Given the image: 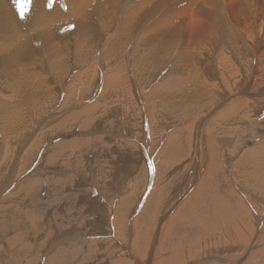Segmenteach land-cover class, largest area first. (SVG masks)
<instances>
[{"label":"rangeland","instance_id":"374dc122","mask_svg":"<svg viewBox=\"0 0 264 264\" xmlns=\"http://www.w3.org/2000/svg\"><path fill=\"white\" fill-rule=\"evenodd\" d=\"M77 1L30 0L23 9L24 0H0V264L145 263L152 252V257L165 253L159 245L168 221L196 193L193 205L202 200L201 208L186 207L170 223L162 246L184 238L188 248L196 236L192 245L199 239L201 244L186 249L182 259L213 246L211 255L223 257L243 247L237 260L258 264L256 254L264 250V180L251 159L242 157L257 147L255 135L264 139L261 52L263 73L254 72L260 44L264 51L259 31L250 35L241 28L246 31L241 37L230 32L231 25H214L204 29L210 32L198 49L184 51L195 41L190 0L169 2V11L155 19L143 15L151 0ZM136 1L140 10L133 9ZM254 7L264 9V0L249 9ZM178 22L183 49L176 44L172 52L149 55L144 37L159 44L161 30ZM229 49L240 70L231 66L227 75L219 57ZM189 56L200 73L182 65ZM113 74L118 86L106 89ZM176 98L179 103L172 101ZM241 98L254 104L245 108L252 117L236 127L231 123L240 117L235 102ZM213 157L218 169L211 168L217 170L211 181L206 173ZM211 196L224 205L216 215Z\"/></svg>","mask_w":264,"mask_h":264},{"label":"bare ground","instance_id":"6f19581e","mask_svg":"<svg viewBox=\"0 0 264 264\" xmlns=\"http://www.w3.org/2000/svg\"><path fill=\"white\" fill-rule=\"evenodd\" d=\"M40 1V0H39ZM79 1V0H78ZM77 1V2H78ZM132 1V0H131ZM171 1H179V4H180V2L181 1H183V0H151V4L148 6V4H147V7H146V9H145V11L143 12V15H144V13L146 14L145 16H146V18H156V17H158L157 15H159V14H162L163 12L164 13H166L167 11H169V8L172 6V5H170L169 4V2L171 3ZM251 2H249V0H190L189 1V4H190V14H189V20L191 21V25H192V27L193 26H195V28L193 29L194 31L192 32V34L194 35V39H195V41L194 42H187L186 44H185V46H184V49H183V46L181 45V43L180 42H182V40H181V38L180 37H182V30H180L181 28H182V26H181V23L180 22H178V24L180 25L179 27H178V25H174V27L171 29V30H175V31H171V30H168L167 31V29H168V27H167V29H165V28H163V30H161V32H162V34L161 35H163V39L161 40V42H159V44H156V42H154V40H150V41H147V38L148 37H144V39L146 40V42H149L150 44H147L146 43V45L147 46H149L150 45V49H151V51H149V55H152V57H157L158 55V53H160V52H163V51H173V48L175 49V47H178L176 44H178L179 46H181L182 47V49L184 50V51H187V50H193V49H198L199 47H200V45H201V41L203 40V36H205V35H207V34H209V32L210 31H206L205 32V28H208L209 30H211L212 29V26H214V25H225V27L227 26L228 27V25L230 26V28H231V30H230V32H232V33H235V34H237V35H239V36H241V37H243V34L246 32V31H248L247 32V34H249L250 33V35H251V33L253 34L254 33V30H258L259 32H260V34L259 35H257L258 33H257V31H256V33H255V35H256V37H257V39H258V41H260L261 43L263 42V40H264V9L262 8V9H259V10H257L255 7L253 8V10L252 9H249V6H250V4L251 3H254L256 0H250ZM81 2V1H80ZM122 2V0H117V2H116V5L117 4H120ZM146 3H147V0L145 1ZM188 2V1H187ZM79 3V2H78ZM141 2H137L136 1V3H135V6L134 5H132V6H134V10H140L139 9V7L141 6V4H140ZM143 3V2H142ZM145 3V4H146ZM172 3H174V2H172ZM88 4V3H87ZM91 4V3H90ZM182 4H184V3H182ZM170 5V6H169ZM175 5V4H174ZM79 6V5H78ZM89 6V5H88ZM107 6V5H106ZM105 6V7H106ZM114 6V5H113ZM143 6V5H142ZM186 6H187V4H186ZM186 6L184 7V8H186ZM85 7V5L83 6V8ZM94 7V6H93ZM104 7V8H105ZM110 7H112V6H110ZM175 7V6H174ZM180 7V6H179ZM188 7V8H189ZM76 8V7H75ZM79 8V7H78ZM183 8V7H182ZM86 9H88V8H86ZM132 8H131V10H133ZM180 9H181V7H180ZM76 10V9H75ZM81 10V9H80ZM79 10V11H80ZM128 10V9H127ZM171 10V9H170ZM184 10V9H183ZM188 10V9H187ZM187 10H186V13H187ZM175 11H176V9H175ZM174 11V12H175ZM84 12V11H83ZM127 12V11H126ZM133 12H136V11H133ZM188 12H189V10H188ZM71 13H72V11H71ZM80 13V12H79ZM140 13H141V11H140ZM163 13V14H164ZM185 13V14H186ZM78 14V13H77ZM76 14V15H77ZM109 14V13H108ZM136 14V13H135ZM162 14V15H163ZM175 14H177V13H175ZM73 15V14H72ZM71 15V16H72ZM79 15V14H78ZM134 15V14H133ZM170 15H171V13H170ZM2 16V15H1ZM0 16V17H1ZM75 16V15H74ZM74 16H72V17H74ZM175 16V15H174ZM112 18H113V16H111ZM127 17V16H126ZM144 17V16H143ZM160 17V16H159ZM163 17H165V18H169L168 17V15L167 16H162V19H160V21L161 20H163L164 18ZM178 17V16H177ZM179 17H181V16H179ZM188 17V16H187ZM69 18H71V17H69ZM173 18L174 17H170V20L172 19L173 20ZM1 19V18H0ZM136 19V18H135ZM153 19V20H154ZM175 19H176V16H175ZM146 20V19H145ZM1 21V20H0ZM3 21V20H2ZM1 21V22H2ZM124 22V21H123ZM140 22V21H139ZM153 22V21H152ZM158 22V21H157ZM167 22V21H166ZM170 22H172L173 23V21H169V23ZM186 22V21H185ZM124 23H126V22H124ZM158 23H160V22H158ZM157 23V24H158ZM161 23H162V21H161ZM177 23V22H176ZM122 25V24H121ZM125 25V24H124ZM139 25V24H138ZM153 25V24H152ZM159 25V24H158ZM164 25V24H163ZM136 26V25H135ZM155 26V25H154ZM160 26H162V25H160ZM126 27V26H125ZM131 27V26H130ZM139 27H141V24L139 25ZM138 27V28H139ZM159 27V26H158ZM226 27V28H227ZM152 28V27H151ZM241 28L243 29L244 28V30H246L244 33H242V30H241ZM131 29V28H130ZM157 28H152L151 30L152 31H157L156 30ZM208 29H206V30H208ZM138 30V29H137ZM137 30H136V32H137ZM149 30V29H148ZM146 31V30H145ZM133 32H135V31H133ZM149 32V31H148ZM205 32V33H204ZM263 32V34H261ZM122 33H124V32H122ZM130 33V32H129ZM132 33V32H131ZM147 33V32H146ZM150 33H151V31H150ZM158 33H160V31L158 32ZM153 34V33H152ZM144 35H145V32H144ZM154 35V34H153ZM191 35V34H190ZM193 35H191V36H193ZM250 35L248 36V38L250 37ZM156 36V35H155ZM154 36V37H155ZM246 36V35H245ZM4 37V36H3ZM133 37V36H132ZM153 37V36H152ZM159 37V36H158ZM156 38V37H155ZM154 38V39H155ZM160 38V37H159ZM162 38V37H161ZM47 39V38H46ZM49 39H51L52 40V38H49ZM149 39V38H148ZM153 39V38H152ZM4 40V39H3ZM12 40V39H11ZM114 40H116V39H114ZM126 40H128V38L126 39ZM129 40H130V38H129ZM159 40V39H158ZM7 42H8V40H6ZM46 41H48V39L46 40ZM123 42H125L124 40H122ZM132 41V40H131ZM162 41H164V42H162ZM133 42V41H132ZM13 43V42H12ZM48 43V42H47ZM57 43V42H56ZM56 43H54V44H56ZM126 43V42H125ZM158 43V42H157ZM112 44V43H111ZM2 45V44H1ZM52 45V44H51ZM57 45V44H56ZM144 45V44H143ZM3 46V45H2ZM116 46H117V44H116ZM116 46L114 45V47L116 48ZM118 46H119V44H118ZM261 44H260V47H259V49H261ZM57 47V46H56ZM125 47V46H124ZM135 47V46H134ZM2 48H4V47H2ZM128 48V47H127ZM135 49V48H134ZM258 49V52H257V54H258V56H257V60H256V65H255V67H254V72H255V74L257 75V74H262L263 72H261V68H262V55L264 54V51H262V49L261 50H259ZM125 50H126V48H125ZM230 50V49H229ZM124 51V50H123ZM196 51V50H195ZM176 52H178V51H176ZM263 53V54H261V53ZM132 53V52H131ZM134 53V52H133ZM165 53V52H164ZM190 53H192L191 51H190ZM234 50L233 51H231L230 50V52L228 51V55L226 54V52H225V50H224V52H223V54L218 58L219 59V63H220V68H222L223 69V71H227L226 72V74L227 75H230V72H231V70H230V67L231 66H234V67H232L233 69L235 68V70L236 71H239L240 70V67L238 66V64H237V61H236V56L234 55ZM261 55H260V54ZM54 54V53H53ZM57 54V53H56ZM155 54V56H153ZM170 54V53H169ZM175 54H177V53H175ZM181 54V53H180ZM183 54V53H182ZM185 54H186V52H185ZM184 54V55H185ZM229 54L234 58L233 60H231L230 61V57H228L229 56ZM181 56V55H180ZM60 58V57H59ZM53 59V58H52ZM179 59H181V57L179 58ZM184 60L182 61V65H185L187 68L189 67V66H191V71H193V73H200L202 70H201V68L197 65V64H199L200 65V63L198 62V61H196L195 62V64L197 65V66H195L194 64H193V60L191 59V57L189 56V57H184L183 58ZM11 60V59H10ZM13 60V59H12ZM155 60H156V58H155ZM182 60V59H181ZM8 62V61H7ZM6 63V62H5ZM9 63V62H8ZM5 65H7V63L5 64ZM12 65V64H11ZM56 65H58V64H56ZM218 65V64H217ZM8 67H9V65H8ZM217 67H219V66H217ZM10 69L9 70H11L12 69V66L11 67H9ZM231 68V69H232ZM6 69V68H5ZM185 69V68H184ZM183 69V70H184ZM13 70V69H12ZM23 70V69H22ZM119 70H120V68H119ZM180 70V69H179ZM190 70V69H189ZM219 70V69H218ZM19 71V70H18ZM21 71V70H20ZM123 71V70H122ZM173 71H174V69H173ZM178 71V70H177ZM176 71V72H177ZM4 72H6V71H4ZM7 72H9L8 70H7ZM6 72V73H7ZM12 72V71H11ZM15 71H13V73H14ZM103 72V71H102ZM185 72V71H184ZM220 72V71H219ZM18 73V72H17ZM179 73H180V71H179ZM218 73V72H217ZM221 73V72H220ZM219 73V74H220ZM115 74H116V72H115ZM115 74H113L112 76H108V78H107V81H106V83H105V85H106V89H108V88H111L112 86H118L117 84H118V82L116 83L115 82V80L114 79H116V77L114 76ZM175 74H177V73H175ZM226 74H224V77L225 78H222V80L224 81V82H228V78H226ZM237 74V73H236ZM10 76H11V74H9ZM9 75H7V76H9ZM119 75H121V74H119ZM170 75V74H169ZM173 75H174V73H173ZM173 75L171 76V77H173ZM180 75V74H179ZM5 76H6V74H5ZM16 76V75H15ZM177 76V75H176ZM220 76V75H219ZM232 76V75H231ZM231 76H229V78H231ZM170 77V78H171ZM175 77V76H174ZM183 77V76H182ZM182 77H180V79L182 78ZM233 77V76H232ZM260 77V76H259ZM104 78V77H103ZM106 78V77H105ZM186 78V77H185ZM234 78V77H233ZM176 79V78H175ZM174 79V80H175ZM179 79V78H178ZM180 79H179V81H180ZM182 79H184V78H182ZM18 80V79H17ZM17 80H15V82H17ZM28 80V79H27ZM112 80H114V82H112ZM185 80H187V79H185ZM184 80V81H185ZM255 80V79H254ZM257 80V79H256ZM19 81V80H18ZM104 81H105V79H104ZM169 81H171V80H169ZM173 81V80H172ZM178 81V80H177ZM179 81H178V83H179ZM252 81V80H251ZM15 82H13L14 83V85H16L15 84ZM31 82V81H30ZM8 83V82H7ZM168 83V82H167ZM170 83H172V82H170ZM182 83V82H181ZM180 83V84H181ZM186 83V82H185ZM184 83V84H185ZM209 83H211V81L209 82ZM213 83V82H212ZM119 84H121V83H119ZM173 84V83H172ZM174 84H176V83H174ZM183 84V83H182ZM23 85V84H22ZM159 85V84H158ZM9 86V85H8ZM21 86V85H20ZM162 86V85H161ZM164 86H165V84H164ZM173 86V85H172ZM176 86V85H175ZM174 86V87H175ZM181 86V85H180ZM250 86V85H249ZM17 87V86H16ZM28 87V86H27ZM40 87V86H39ZM170 87V86H169ZM208 87V86H207ZM215 87V86H214ZM251 87V86H250ZM12 88V87H11ZM10 88V89H11ZM18 88H19V85H18ZM18 88H17V90H18ZM176 88V87H175ZM252 88V87H251ZM10 89H8V90H10ZM162 89V88H161ZM171 89H173V88H171ZM171 89L170 90H164V93L165 94H167V93H169L170 91H171ZM231 89V88H230ZM229 89V90H230ZM12 90H15V88H13ZM29 90V89H28ZM16 91V90H15ZM20 91H22V88H20ZM121 91V90H120ZM123 91V90H122ZM162 91V90H161ZM209 91V90H208ZM219 91V90H218ZM231 91V90H230ZM17 92V91H16ZM174 92H175V89H174ZM205 92V91H204ZM232 92H233V90H232ZM10 93H12V92H10ZM118 93V92H117ZM162 94H163V92H161ZM20 94H22V93H20ZM251 94V93H250ZM205 97L206 98H208L207 97V93L205 92ZM218 96V95H217ZM7 97V96H6ZM162 97L163 98H166V96H163L162 95ZM21 98V97H20ZM2 99V98H1ZM4 99H6L5 97H4ZM19 99V98H18ZM170 99V98H169ZM213 99V98H212ZM211 99V100H212ZM7 100V99H6ZM204 100H206V99H204ZM218 100V99H217ZM5 101V100H4ZM172 101H177V103H179L180 102V99H178V98H176V99H173ZM203 101V100H202ZM210 101V100H209ZM3 102V101H2ZM8 102H9V99H8ZM206 102V101H205ZM14 103V102H13ZM207 103V102H206ZM206 103L204 104V105H206ZM3 104V103H2ZM9 103H7V105H8ZM203 104V103H202ZM208 104V103H207ZM235 104H236V108H237V110H236V112L238 111V113H239V115H240V117H237L236 118V116H235V119H234V117L232 118V125L233 126H239L238 124H240V126L243 124V123H246V122H249L250 120H251V117H252V115H251V117H250V115H248L247 113H248V110H246L245 111V108H250V106L251 105H254L253 103H251V102H249L248 100H244V98H241V100H238V101H236L235 102ZM245 105V107H243V105ZM213 105V104H212ZM6 106V105H5ZM12 106V105H11ZM14 106V105H13ZM16 106H17V104H16ZM92 106V105H91ZM211 106V105H210ZM7 107V106H6ZM225 107V106H224ZM17 108V107H16ZM205 108V107H204ZM233 108V107H232ZM231 108V109H232ZM235 108V107H234ZM235 108V109H236ZM257 108V107H256ZM90 109V108H89ZM221 109H223V108H221ZM15 111H16V109H14ZM226 110V109H225ZM18 111H19V109H18ZM85 111V110H84ZM219 111V110H218ZM233 111H235V110H233ZM257 111H258V109H257ZM221 112H222V110H221ZM232 112V111H231ZM245 112V113H244ZM247 112V113H246ZM4 112H2L1 114H3ZM17 113V112H16ZM237 113V114H238ZM0 114V115H1ZM9 114V113H8ZM13 114H15V113H13ZM18 114V113H17ZM236 114V113H235ZM5 115V114H4ZM7 115V114H6ZM3 116V115H2ZM1 116V117H2ZM15 116V115H14ZM76 116V115H75ZM229 116V115H228ZM232 116V115H231ZM4 117V116H3ZM11 117V116H10ZM219 117V116H218ZM223 117H226V116H224V114H223ZM3 119V118H2ZM9 119V118H8ZM77 119V118H76ZM253 119V118H252ZM5 120H6V118H5ZM225 120V119H224ZM223 120V121H224ZM228 120V119H227ZM231 120V119H230ZM226 121V120H225ZM7 122V121H6ZM6 122H2L3 123V125H4V123H6ZM227 122V121H226ZM14 123V122H13ZM223 123V122H222ZM225 123V122H224ZM229 125H231L230 123H228ZM7 125V124H6ZM224 125V124H223ZM226 126V125H225ZM5 127V126H4ZM213 127V126H212ZM217 127V126H216ZM232 127V126H231ZM232 128H234V127H232ZM8 129V128H7ZM218 129V128H217ZM226 128H224V129H220V130H225ZM229 129H231V128H229ZM7 131V130H6ZM215 131H216V129H215ZM190 132H192V131H190ZM210 132V131H209ZM215 133V132H214ZM11 134V133H10ZM93 135V134H92ZM89 136V135H88ZM88 138V137H87ZM255 138L257 139V147L254 149V150H249V152L247 153V155L249 156H247V157H245V156H243L242 158H247V159H251V162H252V164L254 165L253 166V169H254V171L258 174V175H261L262 176V179L264 180V139H263V136H256L255 135ZM21 140V139H20ZM85 140H87V139H85ZM189 140V139H188ZM35 142H36V140H35ZM215 145V144H214ZM57 147V146H56ZM214 148V147H213ZM262 148H263V150H262ZM9 149V148H8ZM213 150H215V148L213 149ZM9 153V152H8ZM214 153V152H213ZM29 154V153H28ZM214 158V157H213ZM9 160V159H8ZM181 161V160H180ZM216 162H217V158H214L213 160H210V163H209V165H208V171H207V169H206V171H207V175L209 176L210 175V179H211V181L214 179V177L217 175V170H212L211 168H217L218 169V166L216 165ZM1 165V164H0ZM260 168L261 169H263V170H260ZM2 170V169H1ZM42 170V169H41ZM50 177V176H49ZM207 177V176H206ZM254 178H256V177H254ZM203 179H204V177H203ZM209 179V177L206 179V180H208ZM9 180V179H8ZM11 180V179H10ZM55 180V179H54ZM205 180V179H204ZM203 180V181H204ZM12 181V180H11ZM10 181V182H11ZM209 181V180H208ZM215 181V180H214ZM54 182V181H53ZM201 183H202V181H201ZM201 183H200V186H199V188L200 189H203V186H201ZM28 185V184H27ZM202 185H204V182H203V184ZM208 185V184H207ZM214 185V184H213ZM212 185V186H213ZM49 188V187H48ZM200 189H198L197 191H199ZM214 190V188L213 187H211V190ZM21 190V189H20ZM19 190V191H20ZM212 193V192H211ZM153 194V193H152ZM197 194V193H196ZM196 194H195V196H194V199H190V200H188L186 203H184V204H182L174 213V215H175V217H174V219L173 218H171L170 219V221H168L169 222V226H170V223H173V222H175L176 221V218H178L182 213H185L186 212V210L187 209H189L190 207H194V209H200L201 207H200V202H202V200L199 202H197V204L194 206L193 204H194V200H195V197H196ZM218 194V193H217ZM213 195V194H212ZM17 196H18V194H17ZM152 196H154V195H152ZM190 197V196H189ZM188 197V198H189ZM214 197V196H213ZM221 195L219 194V200H221ZM211 199H212V203H213V205H214V212H213V214L212 215H216L218 212H220V211H223V210H221V207H223L224 205H220L221 204V202L220 201H218V199H216V198H212V196H211ZM225 200V203H226V205L229 207L230 205H229V203H228V200H226V198L224 199ZM124 205H125V202L123 203ZM257 205V204H256ZM126 206V205H125ZM124 206V207H125ZM149 206V205H148ZM186 207H188L187 209H186ZM226 207V206H225ZM120 208V207H119ZM145 209H147V208H145ZM224 209V208H223ZM252 209V208H251ZM121 210H122V208H121ZM224 211H226V210H224ZM154 212H156V211H154ZM188 212V211H187ZM142 214H143V212H141ZM222 213H224V212H222ZM221 213V214H222ZM152 215H154V214H152ZM122 216V215H121ZM147 217V219H149V220H152L153 218H152V216L150 215V216H146ZM149 217V218H148ZM155 218V217H154ZM143 221V220H142ZM147 221V220H146ZM137 222V221H136ZM144 222V221H143ZM148 222V221H147ZM146 222V223H147ZM152 222V221H151ZM150 222V223H151ZM172 226H173V224H171ZM169 226L167 227V229H166V231H164L163 232V236H161L160 237V240H161V244L159 245L160 246V249H159V252H162V251H164L165 250V253H163V254H160L159 253V255H157L156 253V255H155V257H152V255H153V252L151 253V255H150V259L147 261V262H141L140 264H146V263H148V262H150V261H152V259L153 258H156V261L155 262H153V264H187V262L188 261H190L188 264H246V263H244L243 262V258L240 260V261H238L237 259H239L240 257H242V255L244 254V249H243V247H240L241 249L239 250V251H236V250H234L235 251V253H234V251L233 250H228L227 252H222L223 254L224 253H229L230 255H226V254H224V257L223 256H217V255H213L214 256V260H217V262L216 261H214L213 260V256L211 255V253H213L214 252V246L213 247H210L208 250H206L204 253H201V254H196V255H194V256H191L190 257V259L189 260H184V259H182V257L184 256V251L186 250V249H196V248H198V246L201 244V239H199V241H200V243H198V245L196 244L195 246L194 245H192V242L196 239V236H193L192 237V239L190 240L191 241V244H187L188 243V241H187V245H188V248L185 246L184 247V245L181 243V241L182 240H185L184 238H181V241H180V243H175V241H173V242H171L170 244H167L168 246H165V247H163L162 245L165 243V237H167V235L168 234H170L171 235V231H172V228H169ZM176 226V225H175ZM141 227V226H140ZM171 227V226H170ZM176 231V230H175ZM146 232V231H145ZM173 233H175V232H173ZM172 233V234H173ZM178 233V232H177ZM139 234V233H138ZM148 234V233H147ZM168 236V238L169 237H172V236ZM177 235V234H176ZM145 236H146V234H145ZM144 236V237H145ZM179 236H181L180 234H179ZM264 236V235H263ZM142 239V238H141ZM261 239V238H260ZM170 240V239H169ZM175 240V239H174ZM176 240H177V238H176ZM198 240V239H197ZM133 241H135V240H133ZM168 241V240H167ZM138 242H139V239H138ZM195 242V241H194ZM166 243H169V241L168 242H166ZM140 244V243H139ZM164 245H166V244H164ZM138 247V246H137ZM144 247V246H143ZM245 247V246H244ZM248 247V246H247ZM139 248H140V246L138 247V250H139ZM166 248V249H165ZM243 249V250H242ZM147 250V249H146ZM221 250V249H220ZM219 250V251H220ZM224 250V249H223ZM148 252H149V250H147ZM247 251V250H246ZM156 252H158V249L156 248ZM221 252V251H220ZM259 252H261V253H259ZM257 254H256V259H257V261H258V264H263L264 263V250H260ZM139 253H142V251L141 250H139ZM150 253V252H149ZM233 253H234V258H233ZM251 253V252H250ZM250 253L248 254L249 256H250ZM168 254H170L169 256H167ZM159 256H161V258H158ZM163 256V257H162ZM167 256V257H166ZM209 256H210V258H212V260H209L208 258H209ZM223 257V258H222ZM254 257V256H253ZM252 257V258H253ZM236 258V259H235ZM232 259H234L235 261H232ZM251 261V260H250ZM253 261V260H252ZM131 262V261H130ZM120 263H122V264H126V262H122V261H120ZM152 264V263H151ZM253 264V263H252ZM256 264V263H255Z\"/></svg>","mask_w":264,"mask_h":264},{"label":"snow or ice","instance_id":"6c2138e0","mask_svg":"<svg viewBox=\"0 0 264 264\" xmlns=\"http://www.w3.org/2000/svg\"><path fill=\"white\" fill-rule=\"evenodd\" d=\"M18 2H19V0H18ZM28 3H30V0H24V4H23V9H26L27 8V6H28Z\"/></svg>","mask_w":264,"mask_h":264}]
</instances>
